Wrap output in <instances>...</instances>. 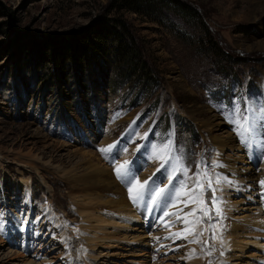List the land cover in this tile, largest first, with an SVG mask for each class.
<instances>
[{"label":"rangeland","instance_id":"1","mask_svg":"<svg viewBox=\"0 0 264 264\" xmlns=\"http://www.w3.org/2000/svg\"><path fill=\"white\" fill-rule=\"evenodd\" d=\"M176 1L196 8L199 18L182 16ZM168 2L153 17L114 0H0V264H20L21 258L58 264L70 252L73 264H85L96 250L108 252L99 264H137L131 259L141 248L150 254L144 264H218L225 253L231 264H264V226L249 221L264 224V149L254 152L235 136L232 147L219 149L209 138L232 130L224 121L234 102L244 115L246 109L264 108V0ZM132 37L145 63L138 75H127L120 66L121 45ZM213 114L221 124L204 132L197 120ZM155 143L171 145L170 160L151 159ZM108 144L111 155L99 150ZM92 152L111 170L129 161L135 178L149 176L146 189L154 182L173 185L170 194L186 179L181 169L187 168L188 176L206 171L223 214L216 217L213 210L209 222L223 225L218 241L212 230L203 232L201 243H190L192 235L170 237L185 225L176 216L161 220L163 213L183 208V216L196 207H170V196L166 210L154 217L136 214L131 199L133 214H114L102 223L95 222L96 213L88 220L72 211L55 169L66 164L69 169ZM223 164L235 170L234 176L226 172L233 182L223 179ZM211 195L206 188L210 208ZM209 223L204 219L196 231ZM242 226L250 232L242 233ZM74 227L107 238L91 241L102 245L95 250L85 242V258H77L67 237Z\"/></svg>","mask_w":264,"mask_h":264},{"label":"bare ground","instance_id":"2","mask_svg":"<svg viewBox=\"0 0 264 264\" xmlns=\"http://www.w3.org/2000/svg\"><path fill=\"white\" fill-rule=\"evenodd\" d=\"M260 114L257 112V117H259ZM224 119V118H223ZM228 124H232L233 128L232 130L230 129H222L219 135H213L212 137L210 136L209 138L212 140L213 143H215V145L220 149H222V147H232L233 146V142H234V136L235 138H238L240 141V144L243 145V143L241 142V138L237 135V132L234 131V125L233 123L228 119H226V121H224ZM221 124V122L216 121L215 115H211L210 117H208L207 119H199L197 120V125L199 126V128L203 129L204 132L207 133H211L213 131L214 128L219 127ZM229 126V125H228ZM233 131V132H232ZM262 133H264V129L261 130ZM212 135V134H211ZM142 135H136L134 136V138H137ZM140 137V138H141ZM109 145V144H108ZM158 146V143L152 144V150H151V159L156 160L153 157V150L154 147ZM245 146V144H244ZM113 147V146H112ZM105 148H108L105 147ZM250 148V147H247ZM256 148L260 149V146L258 144H253V148L252 150L255 152ZM101 149V148H100ZM99 149V150H100ZM216 149V148H215ZM224 149V148H223ZM250 151V149L248 150ZM100 152V151H99ZM107 152H109V154L111 155L112 152L111 150L106 151L105 153L107 154ZM108 154V155H109ZM101 155V152H100ZM124 155V154H122ZM150 155H149V159H150ZM217 155V154H216ZM103 156V155H102ZM174 158V157H173ZM39 159V158H38ZM108 159V158H106ZM124 160V159H123ZM216 160V159H215ZM54 162V160L52 159L51 162H48V164L50 165V163ZM176 159L172 160L171 163V172H174L176 170ZM218 162V161H217ZM72 164V165H71ZM70 168L69 169H65L67 164L65 165V167H58L57 169H55V174L59 177V181L64 183V185L67 187V191H68V197L71 199L70 203H69V208L72 211H77L81 214L84 215V219H88L90 220L92 217L93 213H96L98 216L95 219L94 216L92 218V220L95 219L96 221H99L102 223V221H106L112 219L113 220V215H121V214H127L132 212L133 207L130 206L129 204V195H128V191H127V182L125 180V178H118L115 172H111L113 170H111V167L107 165V163H104L103 160L101 158L98 157V155H96V153L92 152L90 156H86V157H82L80 158V160L78 162H71L69 163ZM137 165V164H135ZM134 165V166H135ZM264 165V164H263ZM52 167V166H51ZM219 167V166H218ZM133 170V166H129L128 171L131 173V177H134V174L132 172ZM214 169V168H213ZM217 169V167H216ZM50 170V168H49ZM220 170L223 173V179L229 181H232L234 179V177H228L226 174V172H230V174L232 176H234L233 172L235 170L233 169H228L227 166H225V164H223L222 167H220ZM168 173V172H167ZM170 173V172H169ZM221 173V172H220ZM217 174V173H216ZM219 174V173H218ZM136 175V174H135ZM222 175V174H221ZM264 175V174H263ZM131 177H128V179H131ZM149 176L146 174H143L142 178H138L141 182H143L144 180H146ZM217 177V176H216ZM260 177V176H259ZM258 177V178H259ZM257 178V179H258ZM216 179V178H215ZM155 180V179H154ZM239 180V179H237ZM153 181V180H152ZM215 183V180H213ZM25 182V189L27 191H29L30 188V182L27 179L24 180ZM226 182V183H228ZM233 182V181H232ZM237 183V181H236ZM235 183V184H236ZM239 183V182H238ZM237 183V184H238ZM124 185L127 187H124ZM217 185V184H216ZM227 185V184H226ZM229 185V184H228ZM261 185V184H260ZM173 185H168L166 192L164 194V196H162L160 198V200L158 201V203L156 205L151 204L150 202V195L152 193V191H154L156 188H159L161 186H158L156 184V182H154L152 185H150L149 189H145V191L147 192L146 197L144 202H142L143 204L141 205L140 201H138L136 203V210L137 212H135L136 214L138 213H143V215L145 217H150V215H152V217H154L157 213L161 214L163 213L164 210H166L167 207L166 201L168 200L169 196H170V191H171V187ZM178 186V185H177ZM234 187V186H233ZM261 188L264 189V186L261 185ZM129 198V199H128ZM263 199V198H262ZM55 203V202H54ZM134 203V202H132ZM52 205V204H51ZM221 205V204H220ZM195 206V205H194ZM159 207V210H157ZM193 207V206H192ZM139 209V210H138ZM50 213L47 214L51 217V215L54 212V208H50ZM70 210V211H71ZM168 211V210H167ZM224 211V209H223ZM226 212V211H225ZM56 213V212H55ZM54 213V214H55ZM133 214V212L131 213ZM80 215V214H79ZM139 215V214H138ZM259 215V214H258ZM61 216V215H59ZM103 216V218H102ZM105 216V217H104ZM129 216V215H126ZM133 216V215H130ZM57 217V216H54ZM52 217V218H54ZM121 217V216H119ZM123 217V216H122ZM137 217V215L135 216ZM259 217V216H258ZM133 218V217H132ZM131 218V219H132ZM260 218V217H259ZM263 218V217H262ZM261 218V219H262ZM63 220V218H61ZM127 220V219H126ZM139 220V219H138ZM141 220V219H140ZM213 220V219H212ZM256 220V218L254 219ZM55 221H57V219L55 218ZM59 221V220H58ZM130 221V220H129ZM218 221V220H217ZM250 223H253L254 225H258V226H264V224L257 223L255 221L252 222V220H249ZM261 221V220H260ZM113 222V221H112ZM210 221L207 220V218H205V224L209 223ZM215 222V221H214ZM263 222V221H262ZM57 223V222H56ZM100 223V224H101ZM107 223V222H106ZM264 223V222H263ZM203 224V223H202ZM201 224V225H202ZM55 225V224H54ZM110 225V224H108ZM220 225V224H219ZM256 225V226H257ZM65 226V225H64ZM68 226V225H66ZM81 226V225H80ZM207 226V225H206ZM257 226V227H258ZM76 227H79L76 225ZM205 227V226H204ZM237 227V226H235ZM75 228V227H74ZM142 228V227H141ZM198 228V227H197ZM207 228V227H206ZM64 229V228H63ZM62 229V230H63ZM66 229V227H65ZM81 229V228H80ZM242 230V233H249L250 230L246 227V226H242L240 228ZM262 229V228H261ZM61 230V231H62ZM78 230V231H77ZM75 228V232L74 234H67L70 235V244H72V246H74V250L75 253L77 254V258H85L84 256V252L82 251L83 246L82 245H86L88 244V246L92 249H94V245H96L97 248H99V246H102L101 244H94L92 245L93 241L94 243H98L96 242L97 240H105L104 238L98 237V236H91L89 237L87 234L84 233V231L82 232V230L80 231L79 229ZM141 230V229H140ZM197 230V229H196ZM58 232V231H57ZM218 232V231H217ZM220 232V231H219ZM61 235H63V232H60ZM66 233V232H65ZM59 235V236H61ZM105 235V234H104ZM108 235V234H107ZM207 237V234H205ZM120 236V235H119ZM118 236V237H119ZM164 236V235H163ZM225 238H227L226 235H224ZM235 236V235H234ZM64 237V236H63ZM98 237V238H96ZM109 237V236H108ZM129 236H124L123 238L126 239ZM142 237V236H141ZM204 237V236H202ZM204 237V238H206ZM239 237V236H237ZM115 240V237H111ZM130 238V237H129ZM224 238V237H223ZM234 238V237H233ZM68 239V238H67ZM119 239V238H117ZM202 239V238H201ZM228 239V238H227ZM230 239V238H229ZM60 240V239H59ZM127 240V239H126ZM76 241V245L75 244ZM116 241V240H115ZM122 241V240H121ZM218 241V238H217ZM238 241V240H237ZM85 242H87L85 244ZM120 242V240H119ZM74 243V244H73ZM90 243V244H89ZM146 243V242H145ZM225 243V242H224ZM233 243V242H232ZM44 246L45 243L40 242L39 246ZM71 246V245H70ZM63 248V247H62ZM105 248V247H103ZM196 248V247H195ZM61 249V248H60ZM71 249V248H70ZM65 251V250H64ZM151 251V250H150ZM67 252V251H66ZM93 252V251H92ZM210 252V251H209ZM58 253V252H57ZM62 253V252H61ZM64 253V252H63ZM71 253V252H70ZM69 253V254H70ZM67 255L65 257L64 260H62L64 257H62L61 261L58 264H73V262L71 260H73L70 255ZM127 254V253H126ZM147 250L145 248H141L138 249V252L136 253V257L131 259V263H137V264H144L147 262V257H148ZM223 254V253H222ZM108 255V252H105L103 250H99L96 252L92 253L93 256V260L92 262H89V260L85 259V264H99V261ZM131 255V254H130ZM150 255V254H149ZM226 255V253H225ZM225 255L223 256H217V254H215L214 256L217 257L219 259V261L217 260L218 264H231L227 259H225ZM18 256H20L18 254ZM205 256V255H204ZM37 257H39V255H37ZM45 256H43V259H41V263L43 262ZM229 257V256H228ZM226 257V258H228ZM56 258V257H55ZM207 258V257H206ZM231 258V257H230ZM89 259V258H88ZM36 260V259H35ZM40 260V259H39ZM38 260V261H39ZM101 260V261H102ZM53 261V260H52ZM50 262V261H49ZM129 262V261H127ZM48 263V261L46 262ZM193 263V262H192ZM214 263V262H213ZM8 264V263H7ZM10 264V263H9ZM20 264H34L31 261L26 260L25 258H21L20 259ZM37 264V263H36ZM44 264V263H42ZM49 264V263H48ZM76 264V262L74 263ZM176 264H181L180 262L176 263ZM234 264V263H233Z\"/></svg>","mask_w":264,"mask_h":264},{"label":"snow or ice","instance_id":"3","mask_svg":"<svg viewBox=\"0 0 264 264\" xmlns=\"http://www.w3.org/2000/svg\"><path fill=\"white\" fill-rule=\"evenodd\" d=\"M249 114L244 115L241 112L239 102H234L232 110L228 114V119L234 125V131L237 132V135L241 138V142L245 144L246 147H250L253 144H258L261 149H264V134L261 130L264 129V108L256 109L249 108L246 109ZM257 112L260 113V116L257 117ZM112 148V145H109L108 148H101V152H106ZM171 145L155 146L153 150V157L162 162L168 161L171 159L170 155ZM129 161H124L121 164H118L114 171L118 178H125L126 182L129 184L127 191L129 198L134 202L143 200L144 192L147 186L149 185V180H144L141 182L138 178L131 177V173L128 171ZM186 179L181 182L179 187L170 194L171 204L170 207H175L177 203H182L186 208L190 204H195L196 207L191 208L187 213H184L183 216L180 215L183 212V208H178L176 212L165 211L163 213L164 217L176 216L184 225L183 232L170 233V237L188 239L189 235L193 236V239L190 243H201L200 237L203 235V232L212 230L213 239H217L216 231L219 228H222L223 225H218L216 223H209L207 228H203L201 231L197 232L196 227L204 222V219L207 218L208 221L213 219L212 212L214 210L216 217H221L222 211L220 208V201L216 196V189L213 187L212 179L208 176L206 171H198L193 174V176H188V169H182ZM131 177V179H128ZM151 179V178H150ZM192 181L191 187L188 186V181ZM221 178L217 177L215 183L219 184ZM260 184L264 186V180L260 181ZM167 185L165 187L156 188L152 191L150 195V202L153 205H156L160 198L164 196ZM211 190V205L208 206V202L204 199L205 189ZM199 213V214H198ZM193 217L192 220H189L188 217ZM191 225L192 227H189ZM166 226H168L166 224ZM195 249H192V255H195Z\"/></svg>","mask_w":264,"mask_h":264},{"label":"trees","instance_id":"4","mask_svg":"<svg viewBox=\"0 0 264 264\" xmlns=\"http://www.w3.org/2000/svg\"><path fill=\"white\" fill-rule=\"evenodd\" d=\"M168 1L169 0H114V3L119 2V4H121L123 8L126 7L130 10L142 12L147 15L152 14L154 17L157 13H162L161 7L165 8L167 6V3H169ZM174 8H176L177 12L180 13L182 16H189L190 18H199L198 10L182 1H176V5ZM104 32L109 33V36H113L114 34V36H116V33L113 31L104 30ZM130 36H132V33ZM131 41L132 43H130L129 45H121L120 66L127 75H133L138 71H143L145 67V63L140 59V55L138 52L139 43H135L133 37ZM136 75H138V73H136ZM148 77H150V75H148Z\"/></svg>","mask_w":264,"mask_h":264}]
</instances>
